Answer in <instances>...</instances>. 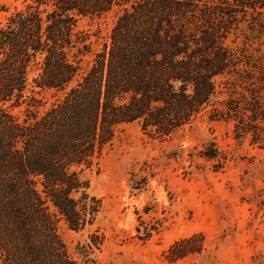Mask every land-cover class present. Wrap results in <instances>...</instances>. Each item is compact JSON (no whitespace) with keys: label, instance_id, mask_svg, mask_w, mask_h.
<instances>
[{"label":"trees","instance_id":"trees-1","mask_svg":"<svg viewBox=\"0 0 264 264\" xmlns=\"http://www.w3.org/2000/svg\"><path fill=\"white\" fill-rule=\"evenodd\" d=\"M0 12V264H97L103 237L78 243L77 260L57 223L90 224L99 203L79 173L120 124L164 140L210 105V121L264 149V0H0ZM108 16L92 50L97 35L76 24ZM217 80L228 90L221 109ZM196 237L167 258L192 252Z\"/></svg>","mask_w":264,"mask_h":264},{"label":"rangeland","instance_id":"rangeland-1","mask_svg":"<svg viewBox=\"0 0 264 264\" xmlns=\"http://www.w3.org/2000/svg\"><path fill=\"white\" fill-rule=\"evenodd\" d=\"M4 16L0 12V20ZM112 23L111 16L83 18L76 30L97 35V41L91 37L96 50ZM90 60L91 53L81 57L80 73ZM217 83L222 93L212 103L221 109L228 90ZM211 108L164 140L143 133L136 122L115 128L110 143L79 173L99 203L97 213L80 231L62 219L57 223L72 257L79 260L78 243L95 234L103 237L90 255L97 264H264V149L234 138L231 123L210 121ZM21 111L13 113L20 118ZM212 145L218 154L209 160L200 152L213 151ZM192 236H200L185 245L192 252L167 258L172 245Z\"/></svg>","mask_w":264,"mask_h":264}]
</instances>
